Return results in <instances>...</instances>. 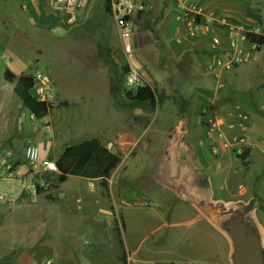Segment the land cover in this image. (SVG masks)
<instances>
[{
	"label": "rangeland",
	"instance_id": "374dc122",
	"mask_svg": "<svg viewBox=\"0 0 264 264\" xmlns=\"http://www.w3.org/2000/svg\"><path fill=\"white\" fill-rule=\"evenodd\" d=\"M35 1L36 7L31 4L33 7L28 10L30 1L0 0V164L8 161L16 166L21 162L22 171V177L12 183L0 181V193L6 195L10 191L9 200L1 205L5 212L0 216V254L15 249L0 264H15L22 255L24 264H229L227 248L219 234L204 221L181 220L178 217L182 211L169 222L165 244L140 247L136 263L128 255L125 262L121 260L124 254L120 242L126 227L120 207L115 210L112 200L122 201L125 192L132 193L147 181L153 183L164 140L186 115L190 117L186 139L196 146L197 166L206 169L214 182L215 198L249 201L258 195V217L264 226V142L257 143L253 123L245 120L243 114L238 127H226L223 132L216 122L212 130V123L204 120L208 108L217 110V105L206 108L199 68L175 69L177 62L174 65L164 43L172 37L162 25L165 0H156L161 8L158 13L149 0H144L152 10L135 18L130 39L124 37L113 17L112 0H77L71 11L58 0ZM241 1L249 2L244 9L254 25L242 26L239 38L250 45V31L261 28L264 32V0ZM58 26L64 30L56 31ZM182 60L184 64L186 61ZM255 62L243 58L239 63ZM14 65L22 67L23 72L15 73ZM132 70L141 76L137 91L124 86ZM7 73H44L51 78L55 92L50 117L37 120L31 115L14 93V83L7 79ZM257 76L253 70L245 77L249 83H255ZM111 87L116 95L111 93ZM184 109L186 114L182 116ZM256 131L264 136V124H259ZM120 134H136L140 140L125 155L116 143ZM100 137L105 143H112L109 151L125 156L124 165L113 170L108 190L99 181L100 193L90 194L89 187L80 181L84 179L74 177L65 189L90 199L82 200L79 206L69 203L72 206L63 207L55 192L59 186L57 176L53 175L49 176L50 190L39 198L20 195V185L35 179L32 171L22 165L27 146L35 145L40 150L42 165L55 161L53 138L57 147H64ZM226 142L230 143L228 148L223 147ZM147 144L148 152L142 154ZM215 149L219 154H215ZM246 152L248 165L241 162ZM148 167L151 173L144 177ZM110 185L113 196L109 193ZM156 188V194L149 190L144 197L158 203L161 198L157 192L164 191ZM138 198L142 200L143 194ZM27 204L30 208L17 207L15 211L12 207ZM49 214V221L66 226L65 230L56 232L44 225V217ZM125 216L130 228L154 220L149 210L141 208L128 209ZM160 218L165 222L163 216ZM68 227L70 230L66 231ZM154 237H162V230Z\"/></svg>",
	"mask_w": 264,
	"mask_h": 264
},
{
	"label": "crops",
	"instance_id": "0c3cea01",
	"mask_svg": "<svg viewBox=\"0 0 264 264\" xmlns=\"http://www.w3.org/2000/svg\"><path fill=\"white\" fill-rule=\"evenodd\" d=\"M19 1L21 3L30 1V5L28 4L26 6V9L28 10H30V7H33L31 4L36 7L35 0ZM148 2L154 7L155 13L161 11L156 0H149ZM246 2H242L241 0H165V5L162 8V25H165L170 30L172 37L171 39H166V42L164 41V43L171 52L174 65L175 62H177L175 65L176 70L181 71L182 66H185L187 71L195 68L201 70L203 79L202 90L206 108L211 104L217 105V110L208 108L209 111H207L204 120H209L213 124L217 123L220 132H223L226 127H238L240 124L238 119L243 114L245 120H249L253 123V134L258 141L257 143L262 145L264 142V136L257 135L256 129L259 124H264V46H255L253 44L247 45L239 38V30L241 27L254 23L252 19H249L246 16L247 12L245 11L247 10L244 9L246 7ZM31 10H33V8ZM191 15H194L196 18H193L194 16ZM196 28L199 31L193 35L192 30ZM246 56H253L257 58V61L251 64L239 63L242 62L243 58H246ZM181 59L186 62L181 64ZM235 63L240 65L237 66ZM14 68L16 70L15 73L17 74L23 72L22 67L18 69L15 66ZM253 70L258 74V81L255 83H249L245 76L247 74L249 75V72H252ZM213 87H215L214 90ZM216 89L217 92H215ZM53 111L54 107L52 112ZM102 138L103 137L97 139L100 140L104 147L109 151L108 146L112 143H105ZM53 140L55 143L54 154L56 162L62 156L64 150L70 145L64 147L60 145L57 147L56 138H53ZM139 141L140 140L136 134H120L116 139L117 146L123 155L130 151ZM148 145L149 144L142 148V154L148 152ZM121 158L122 162L115 170L124 165L125 156ZM148 159L152 158L150 157ZM152 165L153 162L151 167ZM151 167H148L145 171L146 174L144 177L150 175ZM72 178L74 177H69L63 184H58L59 186L55 191L57 192L56 195L60 197V203L64 205L63 207L72 206L69 203L79 206L82 203V200L86 199L87 201L90 199V197L82 198L79 192L65 189ZM81 179H84L80 181L89 187L90 194H94V192L100 193V188L102 187L99 185V181H101V179ZM212 183L214 184L213 181ZM156 187L159 186L154 182L149 183L147 181L141 184L137 190H133L132 193L125 192L122 196V201L119 199L117 202H115V199L112 200L115 210L120 207L121 212L124 215V225L126 230H123L122 232L121 246L123 254L125 252V256L128 255L134 258L135 263L137 262L136 258L138 257L137 254L140 247L151 244H155L156 246L165 244L171 226L169 222L175 220L178 211H182L183 213L178 218L181 220H185V218L189 219L186 223H201V221H204L192 207L179 201L173 194L160 187L159 188L164 192L158 190L159 192H157V195L161 198L158 203L156 200L150 201L148 200V197H144L149 190L151 193L153 191V193L156 194ZM109 191L110 196H113L112 185H110ZM137 194H143V199L141 200L138 198ZM60 203H57L56 205ZM12 207H15L16 211L17 207L30 208V204H27L26 206L13 205ZM2 208L3 207L0 205V216L5 212ZM139 208L149 210L153 214L152 217L154 220H147L142 224H137L130 228L127 223L128 217L125 216V212L128 211V209L137 210ZM156 214L158 217H155ZM160 215L165 218V222L162 221ZM50 217V214L49 216L44 217V225L47 224V226H51L56 232L65 230L66 226L61 224L55 225L56 222H50ZM89 219L90 218L88 217L85 221H88ZM67 230H70V228L68 227L66 231ZM159 230H162V237L157 239H155V237L153 238ZM222 240L224 241L223 238ZM60 243L61 242H59V244ZM224 243L227 248L225 241ZM13 250L6 255L0 254V261L3 260V258L8 257ZM24 261L25 258L22 255L16 260L15 264H24Z\"/></svg>",
	"mask_w": 264,
	"mask_h": 264
},
{
	"label": "water",
	"instance_id": "95a60500",
	"mask_svg": "<svg viewBox=\"0 0 264 264\" xmlns=\"http://www.w3.org/2000/svg\"><path fill=\"white\" fill-rule=\"evenodd\" d=\"M186 115L164 140L153 182L192 207L226 242L229 264H264V226L258 217L260 198L225 201L215 198L210 174L197 166L198 153Z\"/></svg>",
	"mask_w": 264,
	"mask_h": 264
},
{
	"label": "built area",
	"instance_id": "2783aa9c",
	"mask_svg": "<svg viewBox=\"0 0 264 264\" xmlns=\"http://www.w3.org/2000/svg\"><path fill=\"white\" fill-rule=\"evenodd\" d=\"M59 4L66 8L68 11L77 4V0H58ZM151 9L149 4L144 0H112L111 11L113 17L118 22L120 28L123 31L124 37L130 39L133 36L135 28V18L141 14H145ZM196 26V25H195ZM63 26H58L56 31H63ZM199 30L193 29L192 34L194 35ZM250 35L264 36V32L261 28H256L249 32ZM249 35V37H250ZM4 41V40H2ZM257 46V45H255ZM250 61H257V58H250L246 56ZM34 77V85L30 90L32 97L36 98L40 102L50 103L54 95V86L51 78L44 73H37ZM141 84V76L136 70H132L126 77L125 88L130 91H137ZM212 123V122H211ZM215 125L212 123V130ZM230 146L229 142L223 144L224 148ZM215 154H219V150L215 149ZM22 165L29 171L31 170L35 179L30 183H22L20 185V195L23 198L35 199L38 198L42 193L48 192L51 187L49 176H57L60 174L55 161H47L42 165L40 164V150L35 145H29L26 147L24 152V158ZM10 164L8 161H3L0 164V181L8 180L10 183L17 180L16 178L22 177L21 165L17 168ZM10 191L5 194L0 193V205L4 204L9 200ZM47 264H52L48 262Z\"/></svg>",
	"mask_w": 264,
	"mask_h": 264
},
{
	"label": "trees",
	"instance_id": "16d2710c",
	"mask_svg": "<svg viewBox=\"0 0 264 264\" xmlns=\"http://www.w3.org/2000/svg\"><path fill=\"white\" fill-rule=\"evenodd\" d=\"M259 19L261 20V18ZM249 40L253 45L264 46V36L250 35ZM7 79L14 83V93L35 119L43 120L50 116L53 105L47 102H40L30 94V90L34 85V77L32 75L22 74L20 76H13L7 73ZM111 93L116 95L113 87H111ZM185 112V109L182 110V116L186 114ZM248 156L249 153L246 152L245 156L241 159L244 165H248ZM121 162V156L108 151L100 140H85L78 145L67 147L62 156L56 161V166L60 172L57 175V183L63 184L69 177L90 180L101 179L102 187L108 190L112 172ZM20 165L21 162H17L14 168ZM120 243L122 245V242ZM121 259L125 262V255Z\"/></svg>",
	"mask_w": 264,
	"mask_h": 264
}]
</instances>
